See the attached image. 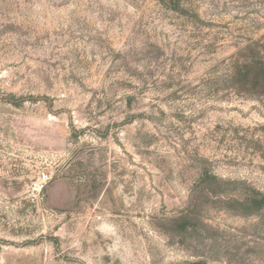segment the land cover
Here are the masks:
<instances>
[{
  "label": "rangeland",
  "instance_id": "1",
  "mask_svg": "<svg viewBox=\"0 0 264 264\" xmlns=\"http://www.w3.org/2000/svg\"><path fill=\"white\" fill-rule=\"evenodd\" d=\"M172 6L0 0V264H264V0Z\"/></svg>",
  "mask_w": 264,
  "mask_h": 264
},
{
  "label": "trees",
  "instance_id": "2",
  "mask_svg": "<svg viewBox=\"0 0 264 264\" xmlns=\"http://www.w3.org/2000/svg\"><path fill=\"white\" fill-rule=\"evenodd\" d=\"M179 2H180V0H171V3L173 5L172 7L174 9H179ZM255 63H256V66L262 70V73H259V74L257 73L253 77L256 80L261 78V80L264 81V60H258ZM250 66L251 65L244 66V68L247 69L246 71H244V73L246 72L247 77L251 73L249 71L250 70L249 69ZM239 72L233 75V77L236 80H238L239 78L245 76L244 74L241 73V70ZM200 181H202V182L210 181V183H212V181H213V183H216V186H218V184H220V187H221V184L224 183V182L222 183V180H220L215 173H212V172L209 173L207 171H205V172L200 174ZM204 190H205L207 195H213V193H217V194H215V196H217V197L218 196L219 197H225L224 192H220L218 194V192L216 190L215 191L214 190H209L208 187H204ZM239 201L243 205H245L247 207V209H249V210H247V212H244V213H249V211H254V210L258 211V210L264 208V192H262V191H260V190H258L256 188H252L250 192L244 193L241 196ZM188 211L184 212L185 214H182L181 217L175 218V220L179 223L180 228L184 229V230H188L191 227L190 226L191 217H190V214H189ZM200 263L201 262H193L192 264H200Z\"/></svg>",
  "mask_w": 264,
  "mask_h": 264
},
{
  "label": "built area",
  "instance_id": "3",
  "mask_svg": "<svg viewBox=\"0 0 264 264\" xmlns=\"http://www.w3.org/2000/svg\"><path fill=\"white\" fill-rule=\"evenodd\" d=\"M48 178L47 174L46 173H42L41 175V178H40V181L43 182V181H46V179ZM43 187V184H35L34 186V189L35 190H40L41 188Z\"/></svg>",
  "mask_w": 264,
  "mask_h": 264
}]
</instances>
